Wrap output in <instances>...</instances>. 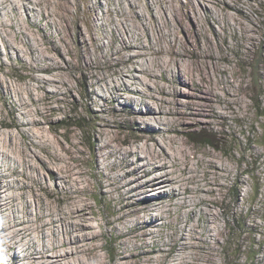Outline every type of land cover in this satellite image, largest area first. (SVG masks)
<instances>
[{"label":"rangeland","instance_id":"obj_1","mask_svg":"<svg viewBox=\"0 0 264 264\" xmlns=\"http://www.w3.org/2000/svg\"><path fill=\"white\" fill-rule=\"evenodd\" d=\"M138 1L144 17L135 28L128 26L136 40L132 44L144 47L135 63L129 60L134 48L120 42L128 37L122 11L130 0H67L65 7L47 0L18 12L8 1L0 5V190L9 189L14 197L0 212V244L13 229L10 224L23 219L26 229L14 236L22 248L49 244L53 232L62 235V216L66 222L75 219L76 208L68 212L67 206L76 203L86 216L79 220L97 237L86 264H174L182 241L188 245L184 253L192 250L182 264H193L199 251V264H234L235 258L239 264H264V0H226L235 4L229 10L236 22L219 16L224 3L213 7L215 21L198 0H191L194 8L187 15L182 6L188 0H168L163 8L158 0L153 7L149 0ZM172 14L184 16L196 50L213 53L205 57L210 65L205 77L196 68L191 80L184 72L175 78L158 68V61L171 57L174 39L177 48L186 41L174 20L168 22ZM154 17L164 22L161 35ZM148 59L155 60V75L140 71ZM132 65L135 77L129 76ZM198 81L212 91L202 109ZM226 88L238 94L231 106L220 97ZM147 106L153 115L146 113ZM78 122L83 128L74 125ZM139 133H155L158 140L167 134L175 138L167 144L185 147L181 166L187 164V173L173 169L187 180L179 194L173 185L163 186L161 197L169 205L157 223L146 227L149 234L138 236L130 233L133 216L119 218L118 209L127 202L134 165L143 163L131 151L142 147ZM154 190L147 184L138 195L149 201ZM205 208L216 214L211 224L217 226L216 239ZM149 217L142 213L144 222ZM200 243L204 247L196 246ZM16 249L0 245V264H21L12 261Z\"/></svg>","mask_w":264,"mask_h":264},{"label":"bare ground","instance_id":"obj_2","mask_svg":"<svg viewBox=\"0 0 264 264\" xmlns=\"http://www.w3.org/2000/svg\"><path fill=\"white\" fill-rule=\"evenodd\" d=\"M6 1H8V5H10L16 12L19 11L18 10L19 7H26L28 4H36L40 7L42 5H47V0H0V5L3 6ZM154 1H156V0H149V2H151L152 7L154 4ZM158 1H159L158 3L160 5V7H162V8L164 7L165 3H168V0H158ZM66 3H67V0H59L58 6L59 7L60 6L65 7ZM191 3H192L191 0H188L185 4H183V6H182V9L184 11L183 15H187L189 10L191 9V7L194 8L193 3H192V5H191ZM220 3H224V5H226V6H225V8L219 10V12H220L219 16L221 18L222 17L225 19L228 18L230 20L235 21L236 17H234L233 16L234 14H232V12L230 11L232 8H235V4H233V3L231 4L230 2H228L226 0H198V5L201 6V4H202V7L205 9V11H207L215 21H217L216 19H217L218 14H217V10L213 9V7L216 6V4L220 5ZM229 8H231V9L229 10ZM127 10H129V12H127ZM122 12H123L124 18L126 20L125 21V27L127 30L125 29V32L126 33L128 32V37L126 38L123 36L121 38L120 42H121V44L122 43L124 44L123 48L126 47V49H129V50L134 48L133 51L131 52L130 56H129V60H130V62L135 63L134 59L137 56L142 55V52L140 49H142L143 45L141 44V42H140V45L137 43H135L134 45L132 44L136 40L133 38V32H130L131 30L128 28V26L135 28L136 27L135 23L137 21L142 22V18L144 17V14H143L142 10L140 9V2L138 0H130L129 8L126 10L123 9ZM198 12L199 11H197V9H196L195 18H196L197 22L199 21ZM133 13H134V15H132ZM131 16L134 18H131ZM135 17H138V18L135 19ZM155 19H156L157 24H158V34L161 35L163 33L164 22L162 24L160 19H157V17ZM169 19H170V21H172V19H173L174 22L176 23L178 29L182 30V33L184 34L186 41H185V44L182 45V48L179 47L180 42H178V48H177L175 46L177 40L174 39V44L169 49V52L171 53V57L167 60L158 61L157 62L158 68L162 72H167L168 70L173 72L175 78L179 77L180 72H184V75H186V77H188L189 80L193 79V70H194V68H196L198 73L204 74L203 77H205V74L207 75V73L210 72V70H209L210 65L208 62H206L205 57H207V56L211 57V56H213V53L212 52L208 53L207 51L202 52V50L198 51L193 47L191 42H189L187 29H186L185 24H184V16L182 18L181 16L179 17L178 14H172V16H170V15L168 16V22H169ZM168 22L166 21V23H168ZM238 24H240V23H238ZM18 25L20 26V23H18ZM244 30H246V29H244ZM18 32L20 33L21 31H18ZM201 32H203V34L206 35V32H205V30H203V28L201 29ZM136 39L140 40V37L138 36ZM238 45L244 46V42L239 41ZM189 57H193L194 60L197 61V63L194 60L189 61L188 60ZM198 60L203 61L204 65L203 64L200 65L198 63L199 62ZM154 66H155V60H153V59L149 60L148 59L146 61V63L143 65V68L140 67V71L143 73H146V75H155V73H153ZM136 69H137V67L135 65H132L131 69L129 70L130 71L129 76L135 77V70ZM120 71H122V69H120ZM176 75H177V77H176ZM139 80L142 83L145 82L144 79H142V78H140ZM123 82L125 83V81H123ZM195 85H196V89L198 90L197 95L199 97L203 98L201 102L197 103L198 106H200V108L202 109L203 107L208 105V101H209V95L208 94H209V90L211 91V89H210V87L209 88L206 87V85L204 84L203 81H198V82H196ZM116 86L117 85L114 84L115 88H116ZM10 87H11V85H10ZM114 87H112V91H115ZM8 88H9V85H8ZM213 90H214L213 93L218 95V97H219L218 89L214 88ZM236 93L235 92L233 93L229 88H226V89H224L223 95L222 96L220 95V97H222V99L224 101H226L228 103V105L231 106V105H233V103L236 100L239 99L238 94H236ZM219 107H216V108H219ZM222 107H224V106H222ZM178 109H180V108H178ZM146 111H147L146 112L147 114H152V115L155 112L152 106H147ZM161 111L162 110H160V112ZM173 111L176 112L177 109L174 108ZM218 111L221 113V112H224V109L219 108ZM156 112H157V110H156ZM221 114H223V113H221ZM182 116H184V115H182ZM28 123H29L28 121L25 122L26 125ZM170 123H171V121H170ZM167 139L169 141L175 142V138L170 136V135H167V134L164 135L163 138H161V140H158L156 138L155 133H151L149 135L139 133L138 134V140L142 141V147L138 145V146H134L131 149V151L133 153H136L138 159H140L141 161L143 160V163H142V165H136L135 164L136 161L134 160L135 165L133 167L134 169L132 170L134 176H133V179L130 181V187L127 190V202L122 206V208L118 209V212L120 214L119 218L122 217V219H124L126 216H133L136 226H134L132 228V230H131L132 232L130 231V233H134L138 236L140 233L142 235H145L147 232L146 227H149L148 225H150V224L154 225L155 223H157V219H159V217L160 218L162 217L161 216L162 211L164 210V208L167 205H169L167 197H165V198L161 197V195L164 193L163 186L173 185L172 191H174V192L176 191V194H179L180 191H178V190L180 189L182 183H184V181L187 180V179H185L184 181H182L184 178L179 176V174H181V173L175 174V170L173 169V166L176 165V166L180 167V169L183 172L186 171V173H187V169H186L187 164H183V166H181V164H182L181 163V157L182 158L186 157L187 149L185 147H181L182 145L175 147L172 145L173 142L172 143L170 142L171 144H169V142H168V144H167L165 142ZM149 140H153L156 145L158 144V146H159L158 150L154 144H151L149 142ZM1 147H0V149H1ZM0 151L4 152L2 149ZM193 155H194V152H193ZM211 162H212V160H211ZM144 167L147 168L146 172H144V170H143ZM188 170H190V168H188ZM190 173H191V171H190ZM146 175H149V177L145 178ZM190 175L191 174H189V176ZM207 180H209V179H207ZM147 184L151 185L155 189L152 192L154 196L149 201H146L145 196L140 197V195H138V193H141V190L143 188H145V186ZM8 190L7 189L0 190V212L2 210H5L6 209L5 206L8 203H10V201H12L14 199L13 195H11L8 192ZM182 191H184V190H182ZM135 195H138V196L133 197ZM71 196H73V195H71ZM200 198H201V195H200ZM196 201H197V199H196ZM29 205H30L29 203L26 204V207H29ZM47 206L49 208H51L52 211L54 210V207H51L50 203H48ZM204 207H207V206H204ZM72 208H76L75 219H72V220L66 222V219L64 218V216H62V218H61L62 226L61 227H62V229H63L62 231L64 233L62 232V235L58 236V235H55L53 232V237L51 238V241L49 244L42 243L40 248H37V249L34 248L33 250L30 249V246H28L27 248H22L21 242L19 240H17L14 236H15V234L23 233V230L26 229V227L23 226V224L26 222V220L23 219L17 223L10 224V227H12L13 229L11 230V232L7 233V235L2 236L3 238L1 239L0 245L6 244L8 248L17 247L18 249H16V251L14 252L12 261L18 262V260H21V261H19L21 264H86V259H87L86 256L89 252H91L93 249H95L94 248V244H95L94 242H95V240H97V237H96V234L94 233L91 225H89V223H83L79 220V219L86 220V216L83 214L84 212H79V210H81V208L77 207V204L75 203V204H72L70 206H67V211L70 212V210ZM209 209H207V208L203 209L202 213L211 222L210 226H208V230H209L212 238L216 239L217 234L214 232L216 231L217 226H213L214 222L216 221V214L212 213L211 212L212 210L210 211ZM58 210L63 212V207L58 208ZM72 212H73V210H72ZM142 213L150 215L148 220H146L145 222L142 219ZM110 222H112V221L110 220ZM212 222H213V225H211ZM72 223L73 224L75 223V225H72ZM51 224H53L56 227H59L58 225H55L54 220L51 222ZM216 224H218V223H216ZM217 231H218V229H217ZM1 232H2V230H0V234H1ZM143 233H145V234H143ZM147 233L149 234V232H147ZM146 236H148V235H146ZM180 238L183 239V235H181L179 237V239ZM180 245H181L180 250L178 249L177 251H180L182 253L181 254L179 253L180 254L179 257L176 256L177 258H175V259L177 261L174 264H182V263H186L189 261L188 258L190 255L189 254L186 255V252H189L190 250L186 251L185 253L183 251V250H185V247H187L188 245L184 247L183 246V245H185L184 241H182ZM210 245H213V244L210 243ZM192 246H194V245H192ZM196 246L197 247H201V246L204 247V244L200 243L198 245L196 244ZM207 247H208V245H207ZM171 249L174 250L175 247L172 246ZM145 250H147V249H145ZM186 250H188V249H186ZM154 251H155L154 248H152L151 250H148V252L147 251L146 252L148 254V253H151ZM209 252H210V250H209ZM202 253H203L202 251H199L197 256L194 259H192L191 262L193 264H195V263L199 264V261L197 260L198 261V263H197L196 259L198 256H202ZM147 254L145 253L143 255H146V257H147ZM206 254H208V253H206ZM202 258H204V257H202ZM205 261H207L206 256H205Z\"/></svg>","mask_w":264,"mask_h":264},{"label":"trees","instance_id":"obj_3","mask_svg":"<svg viewBox=\"0 0 264 264\" xmlns=\"http://www.w3.org/2000/svg\"><path fill=\"white\" fill-rule=\"evenodd\" d=\"M74 125L77 126L79 129L83 128V124L80 123V122L75 123ZM189 139H191V140H193V141H196V139H192V137H190V136H189ZM202 142L210 143V141H209L208 139H205V140L202 141ZM236 191H237V190H236ZM236 195L238 196L237 193H236ZM106 250H107V252H110L109 249H106ZM236 250H237V249H236ZM227 255H228V254H227ZM248 258H249V259H252L253 256H252V255H249ZM233 263H234V264H239V263H238V259L235 258Z\"/></svg>","mask_w":264,"mask_h":264}]
</instances>
